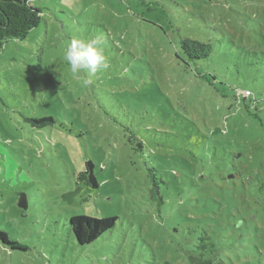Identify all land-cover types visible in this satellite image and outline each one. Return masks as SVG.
I'll return each instance as SVG.
<instances>
[{
	"label": "rangeland",
	"instance_id": "374dc122",
	"mask_svg": "<svg viewBox=\"0 0 264 264\" xmlns=\"http://www.w3.org/2000/svg\"><path fill=\"white\" fill-rule=\"evenodd\" d=\"M32 5L38 26L0 52V232L30 249L0 237V264H190L203 234L224 264H264V0ZM97 36L104 64L73 74L67 44ZM185 38L212 55L190 61ZM74 215L118 220L80 245Z\"/></svg>",
	"mask_w": 264,
	"mask_h": 264
},
{
	"label": "trees",
	"instance_id": "16d2710c",
	"mask_svg": "<svg viewBox=\"0 0 264 264\" xmlns=\"http://www.w3.org/2000/svg\"><path fill=\"white\" fill-rule=\"evenodd\" d=\"M33 0H0V52L5 44L11 39H23L41 21L42 10L32 5ZM181 49L186 57L195 63L208 59L213 53V46L190 38L181 40ZM238 97L252 102V93L249 90L238 91ZM255 100V99H254ZM27 120L38 128H44L56 124V119L52 116L44 118H27ZM135 138L130 137L133 142ZM136 147L143 149V143L137 142ZM144 151V150H143ZM142 151V153H143ZM152 182L158 192V176L153 168H149ZM78 179L85 180V183L93 188H97L99 183L94 174V164L92 161L86 162V167L80 173ZM118 217H92L89 215H74L69 219V228L76 241L80 245H89L96 241L116 226ZM0 237L5 244L10 245L14 250L27 251L30 247L16 241H10L5 232H0ZM214 242H210V236L201 235L196 241L194 249L189 253L190 264H224L210 249ZM164 264H170L165 262Z\"/></svg>",
	"mask_w": 264,
	"mask_h": 264
},
{
	"label": "clouds",
	"instance_id": "9594fccd",
	"mask_svg": "<svg viewBox=\"0 0 264 264\" xmlns=\"http://www.w3.org/2000/svg\"><path fill=\"white\" fill-rule=\"evenodd\" d=\"M103 39L97 36L92 39H72L64 51V60L73 74L87 72L94 76L105 62ZM90 79L85 83H90Z\"/></svg>",
	"mask_w": 264,
	"mask_h": 264
},
{
	"label": "water",
	"instance_id": "95a60500",
	"mask_svg": "<svg viewBox=\"0 0 264 264\" xmlns=\"http://www.w3.org/2000/svg\"><path fill=\"white\" fill-rule=\"evenodd\" d=\"M76 193H77V191L70 192V193H66V194L63 196V198H64V200L70 202V201H72L73 196L76 195ZM19 205H20V207H22V208H25V207L27 206V200H26V198H25L24 196L21 197Z\"/></svg>",
	"mask_w": 264,
	"mask_h": 264
}]
</instances>
